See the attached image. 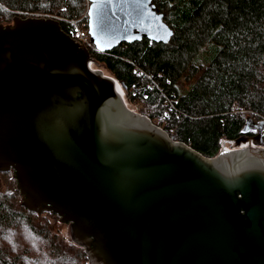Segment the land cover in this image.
Returning a JSON list of instances; mask_svg holds the SVG:
<instances>
[{"label":"water","instance_id":"1","mask_svg":"<svg viewBox=\"0 0 264 264\" xmlns=\"http://www.w3.org/2000/svg\"><path fill=\"white\" fill-rule=\"evenodd\" d=\"M88 1L99 51L173 34L152 0ZM122 87L58 19L0 23V171L36 225L48 218L89 264H264V120L209 157Z\"/></svg>","mask_w":264,"mask_h":264},{"label":"trees","instance_id":"2","mask_svg":"<svg viewBox=\"0 0 264 264\" xmlns=\"http://www.w3.org/2000/svg\"><path fill=\"white\" fill-rule=\"evenodd\" d=\"M152 1L173 30L169 41L142 38L105 51L91 42L94 63L122 84L141 113L205 156L217 155L222 138L256 136L257 129L242 130L247 118L264 120V0ZM88 5V0H0V21L51 15L76 38L81 20L87 29L81 16ZM207 48L214 50L212 59L196 63ZM10 189H0V264H37L42 248L31 249L26 234L41 239L44 231L36 227L37 213L20 204L19 190ZM44 257L42 264L88 263L82 247L54 240Z\"/></svg>","mask_w":264,"mask_h":264},{"label":"rangeland","instance_id":"3","mask_svg":"<svg viewBox=\"0 0 264 264\" xmlns=\"http://www.w3.org/2000/svg\"><path fill=\"white\" fill-rule=\"evenodd\" d=\"M26 16H35V15H26ZM37 16H40V15H37ZM42 17H46V16H42ZM83 17H85V18H87V15H86V12H85V14H83L82 16H81V18H83ZM12 18H13V16H11V18L10 19H3L4 21H0V23H3V24H7L6 22H8V21H11L12 20ZM80 18V19H81ZM10 23V22H9ZM83 21L81 20L80 21V23H79V25H76V28H77V30H76V38H74L77 42H79V37H83L84 35H86L87 36V34H88V26H87V29L85 30V28H84V26H83ZM88 25V24H87ZM80 43V42H79ZM81 45H83L82 43H80ZM83 46H85V45H83ZM214 56V50H212V49H209V48H207L202 54L200 53V55H198L197 56V58H196V63H202V64H207L209 61H210V59H212V57ZM193 81V80H192ZM186 85H188V83H186ZM127 96V95H126ZM129 103L131 104V105H133L134 107H135V109L138 111V112H140V110H139V108H138V105H137V103H135V102H131V101H129ZM144 114V113H143ZM160 126V125H159ZM161 127V126H160ZM223 139V138H222ZM221 139V140H222ZM221 140H220V144H221ZM218 154V153H217ZM13 177V173H12V171H0V182H1V184L3 185V188L1 189V190H6V189H8V190H11L10 189V187L11 188H16V181H15V179L14 178H12ZM19 202H20V204H21V197H20V200H19ZM39 220V216L37 215V217L35 218V222H37ZM41 221L44 223V225L43 224H37L36 225V227L37 228H41L44 232L42 233V238L41 239H38V238H36V237H33V236H31L32 235V233L30 232V231H27V234H26V236H28V237H26V240H27V242H28V245L31 247V249H32V246L33 245H35V246H37L36 248L37 249H39V248H42V255H44L45 256V252L47 251V249H48V245H49V243L51 242V241H53L54 240V242H59V243H61V244H64L65 245V243L62 241V239H61V237L60 236H58V235H53L51 232H50V230H49V227H50V220L48 219V218H46V217H41ZM19 234H20V236H22L21 235V232L19 231ZM12 236V238H10L9 240H8V242H10L13 238H14V236L13 235H11ZM40 245V246H39ZM83 249V251H84V248H82ZM85 252V251H84ZM44 256H39V255H37V256H35V258H42V260H45V257ZM86 258H87V256H86ZM42 260L41 259H39L38 261H37V264H42ZM84 260V259H83ZM81 261L80 263H79V261H75V262H73V263H70V264H87V263H85L84 261Z\"/></svg>","mask_w":264,"mask_h":264},{"label":"built area","instance_id":"4","mask_svg":"<svg viewBox=\"0 0 264 264\" xmlns=\"http://www.w3.org/2000/svg\"><path fill=\"white\" fill-rule=\"evenodd\" d=\"M32 15V14H31ZM41 16V15H40ZM46 17H52L51 15H49V16H46ZM79 39V42L80 43H82L83 45H85V47H89V46H91V40L89 39V37H88V35L86 36V35H84L83 37L81 36V37H79L78 38ZM223 149V139L221 140V144H220V150H222ZM219 150V151H220Z\"/></svg>","mask_w":264,"mask_h":264}]
</instances>
